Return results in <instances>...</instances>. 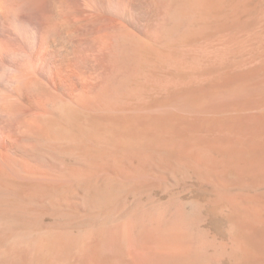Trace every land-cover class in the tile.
Here are the masks:
<instances>
[{"label": "bare ground", "instance_id": "bare-ground-1", "mask_svg": "<svg viewBox=\"0 0 264 264\" xmlns=\"http://www.w3.org/2000/svg\"><path fill=\"white\" fill-rule=\"evenodd\" d=\"M86 2L90 6H86ZM97 2L107 4L103 0H0V264L162 263L160 258L161 261H152L153 256L149 262L144 252L163 257L164 264H199L198 254L188 240L190 237L187 239L186 234L174 226L159 227L157 232L153 230L155 228H150L152 238L156 232L155 241L151 240L153 244L147 243L148 237L145 235L149 232L142 230L143 223L139 218L133 222V231L129 230L131 224L125 222L121 226L103 224L78 235L66 229L78 218L86 219L94 213L97 216L106 213L107 205L112 204L110 201L115 197L113 190L104 186H108L110 181L115 185L113 182H121L120 177L128 175L123 172V164V171L117 164V168H112L115 164H112L113 161H107L112 164L111 167L105 163L108 169L102 167L101 172H105L99 174L97 169L102 166L99 161L106 162L104 158L108 155L102 152L109 149L108 146L114 143L112 140L120 141L127 137H132L129 138L132 140L133 136L143 133L144 122L156 117L160 105L157 81L159 0H108V6H92ZM203 3L207 4V0ZM51 18H56L59 26L50 33L48 26L52 24ZM24 22L34 32L26 29ZM141 27L146 28V32L141 31ZM79 136H87L89 146L101 142L93 137L96 143L90 144V136H101L99 140L102 141V136L105 139L108 137V142L111 136L121 138L111 137V144L104 139L105 144L101 142L103 146H100L109 145L101 149L102 155L98 154L100 147L97 145V148H93L94 145L91 148L98 149V152H77V158L89 159V163L93 161L94 167H88L91 164L85 167L87 164L83 162L88 163L86 160H80L83 164L78 161L80 165L77 166H73V162L69 165L65 161L63 164L61 138L70 141ZM140 136L142 138L143 135ZM123 142L124 139L119 143L125 148L130 143L129 140L127 144ZM137 143L135 146L134 141L133 146L138 152L140 147ZM76 144L78 146L80 143ZM131 145H127L128 151L129 148L134 151V147H129ZM113 147L110 149L115 152ZM125 148L118 151L128 154ZM137 152L134 151V154L137 155ZM109 154L111 157L108 159L113 156ZM117 156L113 159L121 162L122 156L121 160ZM207 158L211 160L212 157ZM124 159L122 162L127 164ZM97 173L109 181L102 177L107 184L104 182V186L97 188L96 195L93 193L95 197L86 194L90 197L86 199L81 193L83 197L78 196L73 200L68 195L63 196V192L61 195V180L67 183L68 179L69 182L74 179L67 185H75L74 181L85 176L83 181L89 178L86 181L89 184L90 177L97 175L98 178ZM92 180L93 183L96 180L97 185L98 179ZM77 182L76 185L81 181ZM120 184L122 186L123 183ZM76 185L75 188L69 185L70 191L76 189ZM89 185H85V189ZM69 186L65 187L67 191ZM95 189L91 191L95 192ZM78 192L74 190L71 196ZM107 192L114 198L108 197V193L107 197L111 199L109 203L105 198ZM114 202L108 206H119L122 201L119 205L118 201L116 205ZM228 202L226 206L234 237L227 255L232 264H264L263 245L255 237L258 234L257 231L254 234L256 229L251 230L254 216L241 211L238 201L236 203L229 199ZM117 206L110 209L116 211ZM61 218L69 221L64 222L65 229L61 228ZM33 233L37 234L36 238H33L35 235L29 236ZM48 241L53 245V252L49 260L45 257L40 262L42 246L49 244ZM131 244L134 249L130 248Z\"/></svg>", "mask_w": 264, "mask_h": 264}, {"label": "rangeland", "instance_id": "rangeland-1", "mask_svg": "<svg viewBox=\"0 0 264 264\" xmlns=\"http://www.w3.org/2000/svg\"><path fill=\"white\" fill-rule=\"evenodd\" d=\"M103 1L107 4L97 2L92 6L109 5L108 0ZM187 1L188 6H186ZM191 1L159 0L157 24L160 56L157 81L160 105L156 117L144 122L143 133H141L142 130L140 132V135H143L142 138L140 135V137L133 136L132 140H130L132 137H127L130 142L128 143V140L125 142L127 138L111 136L114 139L121 138L119 142L124 139V144H132L129 147H134L135 152H137L136 143L139 142V145L142 144L139 146L137 143L140 152L138 151L135 155L136 153L134 154L131 148L128 151V146L126 145V148L125 145L121 146L122 143L117 140V142L112 140L114 143L111 144V137L108 142L107 136H104L107 137L106 139L102 136L103 141L99 140L101 136H88L90 144L96 143L95 141L105 144V139L115 147L118 156L106 141L107 145L103 148L101 142L95 144L100 147L98 154H101L100 152L108 145L109 149H106L111 150L108 152L105 149V152H102L103 154L107 152L108 155L106 159L104 158L106 162L99 161L101 168L105 169L106 166L108 169L106 164L111 167L115 162L112 168L113 166L117 168L115 166L117 164L122 171L123 168L125 169L123 172L128 176L124 177L122 176L124 174L120 175V173L119 175L122 176L120 179L123 181L113 182L115 185H112L110 181L108 186H104L106 181H102V177L104 180L105 176L99 174L105 171L101 172L103 168H98V178L97 175L88 176L92 184H87L88 177L83 181L85 176L81 180L74 181L75 185L77 181H81L77 182L80 190L77 185L74 189L75 185L72 184L75 191H81L76 193L77 196L76 194L71 196L74 190L70 191L72 185H67L74 179H70L72 182H69V179L68 182L64 180L67 183H62L61 180V195L63 192V196L68 195L76 200L78 196L85 195L86 199H89L93 197V193L96 195V192L104 186L113 190V193L107 191L112 193L116 199L107 192L105 198L110 196L114 199L108 198V203L111 200L112 204H110L113 205L114 201H118L119 203H116L119 205L122 201L119 206L114 202L117 208H121L113 211L112 209L116 206L109 207L110 204H108L105 214L103 212L102 215L99 213L100 215L97 216V213H94L90 216L91 218H78L68 224L69 227L66 226V229L78 235L87 232L86 230L89 231V228L102 227L103 224L121 226L120 224L125 222L131 224V226L128 225L129 230L133 231V222L139 218L140 223H143L142 230L150 233V235L144 233L148 237L147 243L156 237L155 233L159 227L164 229L174 226L184 232L187 239L190 237L188 240L199 257L197 263L232 264L227 255L233 244L232 237H234L231 218L226 206L229 199L233 202L238 201L241 211L254 216L255 220L251 222L253 225L251 230L256 229L254 234L256 231L261 234L260 238L258 234L255 237H258L259 242L262 243L264 252V240L262 239L264 238V0H207V4H211L210 7L203 3L206 0H199L200 2L193 0V3ZM86 6L90 5L86 2ZM51 19L52 24L48 26L50 33L54 29L57 30L59 26L56 18ZM23 26L34 32L32 27H27L26 22ZM141 31L146 32V28L141 27ZM85 137L70 138L73 142L61 138L62 163L69 162L70 165L73 162V166L80 165L87 159L77 158V152L98 150L93 149L97 148L94 144L91 148L92 146H89L86 142L88 139ZM93 137L96 138L95 141ZM133 140L135 146H133ZM77 141L80 143L78 146H76ZM82 142L86 144V147ZM116 143L117 145H113ZM122 147L127 149L130 157L127 153L121 154L118 151L120 148L122 150ZM73 149L77 151L73 152ZM74 153L72 159L71 154ZM109 153L113 156L108 159L111 157ZM138 155L143 157L141 162ZM114 156L118 158L122 156L123 159L126 157L124 160L127 164H124L121 158V162L117 158L113 159ZM208 156L212 157L211 160L207 158ZM127 159L131 161L130 166H128ZM107 161L109 163L113 161V163L109 164ZM87 162H83L84 165L87 164L85 167L88 164H91L88 167H94L93 161L90 160L89 163L88 159ZM92 178L98 179L97 185H101L97 186L96 180L93 183ZM120 183L125 185L119 186ZM65 184L69 186V192ZM85 185H89L87 189ZM88 188H96V191L90 189L89 192ZM86 194L90 197L88 198ZM95 216L97 218H92ZM65 221L67 219L61 218L63 229H65ZM150 228H155L153 230L156 231L155 233L153 231V238ZM36 235L33 233L29 236L36 238ZM130 248L134 249V245L131 244ZM52 249L53 245L50 242L49 244L44 243L41 249L44 256L40 252L41 256L38 261L43 262L46 258L49 260ZM155 255L151 252H144V257L146 256L148 261L153 256L152 261L161 259L163 260H160L161 264H164L163 257Z\"/></svg>", "mask_w": 264, "mask_h": 264}]
</instances>
